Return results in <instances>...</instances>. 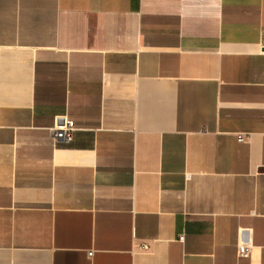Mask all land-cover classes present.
Segmentation results:
<instances>
[{
	"label": "crops",
	"instance_id": "1",
	"mask_svg": "<svg viewBox=\"0 0 264 264\" xmlns=\"http://www.w3.org/2000/svg\"><path fill=\"white\" fill-rule=\"evenodd\" d=\"M0 264H264V0H0Z\"/></svg>",
	"mask_w": 264,
	"mask_h": 264
},
{
	"label": "built area",
	"instance_id": "2",
	"mask_svg": "<svg viewBox=\"0 0 264 264\" xmlns=\"http://www.w3.org/2000/svg\"><path fill=\"white\" fill-rule=\"evenodd\" d=\"M52 139L54 141H57L59 139L62 140H68L73 132V127L70 122L65 121V123L61 127H51L50 129ZM237 141L243 142L246 141L249 137L248 133L245 132H237L235 133ZM182 235H179V238L182 239ZM92 251H88V254L90 255ZM249 252V249L245 245H238V253L241 255H247Z\"/></svg>",
	"mask_w": 264,
	"mask_h": 264
}]
</instances>
